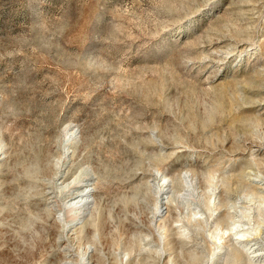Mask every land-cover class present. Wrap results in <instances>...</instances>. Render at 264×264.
Wrapping results in <instances>:
<instances>
[{"label":"rangeland","instance_id":"rangeland-1","mask_svg":"<svg viewBox=\"0 0 264 264\" xmlns=\"http://www.w3.org/2000/svg\"><path fill=\"white\" fill-rule=\"evenodd\" d=\"M246 248L264 264V0H0V264Z\"/></svg>","mask_w":264,"mask_h":264},{"label":"bare ground","instance_id":"bare-ground-1","mask_svg":"<svg viewBox=\"0 0 264 264\" xmlns=\"http://www.w3.org/2000/svg\"><path fill=\"white\" fill-rule=\"evenodd\" d=\"M70 132V131H69ZM72 134L74 135V133H72V131H71V133H70V135L72 136ZM69 136V135H68ZM67 137V136H66ZM68 138V137H67ZM86 179H84V180H82V182L80 183V184H78L77 185V187L76 188H78L79 186H81L83 183H84V181H85ZM184 182H185V184L187 185V187L188 188H190V190H187L186 192H185V194H184V196L186 195L187 197H189V198H191V197H193V195H192V184H193V178L190 176V175H185V177H184ZM88 186V185H87ZM75 187V186H74ZM83 187H85L86 189H87V187L86 186H83ZM73 189V188H72ZM85 189V190H86ZM75 190V189H74ZM85 190L84 189H82L81 191H79L72 199H70V201L65 205V207H66V210H67V212L68 213H70L71 215H69V218H70V220L71 221H76V220H78L79 218H80V216H82V213L85 211V209H86V207L89 205V196L87 195V193L85 192ZM77 191V190H76ZM165 194V193H164ZM203 198V197H202ZM203 199H205V198H203ZM200 200V199H199ZM198 202H200V201H198ZM201 202H202V200H201ZM201 204V203H200ZM220 204V203H219ZM208 205H210V203L208 202V201H206V199H205V201H204V206L206 207V209L208 210L209 208H210V206H208ZM75 211H78L79 213H74ZM209 211V210H208ZM68 216V215H67ZM225 223H226V221H225ZM233 225V224H232ZM233 226H235V224L233 225ZM236 228V227H235ZM232 229V228H231ZM231 229H230V232H231ZM235 230V229H234ZM225 232V234H226V232L227 231H224ZM241 232V233H240ZM236 236L237 237V239L234 241V243L236 244H232V248L236 251L235 253H242V251H240V250H242L241 248L239 249V247H237V246H239V244L241 243L242 244V242H246V238H245V236H248V233L247 232H245V231H239L238 230V232H236L235 231V233H233V236ZM248 241V240H247ZM238 244V245H237ZM245 244V243H244ZM243 244V245H244ZM247 244V243H246ZM245 246V245H244ZM243 247V246H242ZM250 247V246H249ZM247 249V248H246ZM254 249V248H253ZM245 250V249H244ZM248 251H249V255H247L248 257H246L247 258V262H246V260H245V262H246V264H256L257 263V258H258V256L259 255H256V253H255V250H252V248H249V249H247ZM251 250V251H250ZM231 251H232V249H231ZM246 252V251H245ZM233 253V252H232ZM234 253V254H235ZM243 253H244V251H243ZM246 255V254H245ZM261 255V254H260ZM240 257V256H239ZM240 258H242V255H241V257ZM245 258V256H244V259H246ZM243 259V258H242ZM227 260V259H226ZM245 264V263H244Z\"/></svg>","mask_w":264,"mask_h":264}]
</instances>
